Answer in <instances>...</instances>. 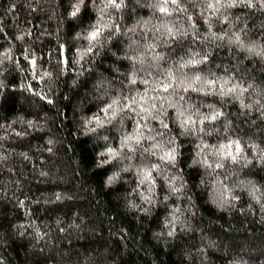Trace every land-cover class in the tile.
<instances>
[{
    "label": "clouds",
    "instance_id": "1",
    "mask_svg": "<svg viewBox=\"0 0 264 264\" xmlns=\"http://www.w3.org/2000/svg\"><path fill=\"white\" fill-rule=\"evenodd\" d=\"M23 6L0 18V264H264V0Z\"/></svg>",
    "mask_w": 264,
    "mask_h": 264
},
{
    "label": "trees",
    "instance_id": "2",
    "mask_svg": "<svg viewBox=\"0 0 264 264\" xmlns=\"http://www.w3.org/2000/svg\"><path fill=\"white\" fill-rule=\"evenodd\" d=\"M8 5H9V0H0V18H3V22H4V24L6 26L12 25V23H13V17L14 16H17V15H19L20 18L22 20H25V22H26V20H27V11H26V9L23 6V0H21V3H18V4L17 3H14L12 6L15 9V11H13L11 13V15H7L6 16L5 15V11L3 9H5ZM38 19L39 18H37V20H35L33 22L34 23H38ZM5 31H8L11 34V29L10 28L5 27ZM2 39H3V34L0 33V40H2ZM10 111L11 110H9V112ZM66 115L68 116V118L70 120L71 115H72L70 109L66 112ZM68 127L69 128H72L71 123H69ZM84 143H86V142H84ZM81 147L84 148V145L82 144ZM188 151H190V149H188ZM84 155L86 157H88V159L86 160V164H91L92 163V160H91V157L89 156L90 154H88L86 148L84 150ZM93 179H95L97 182H99L100 175L98 174L97 176L93 177ZM97 203H99V201H97ZM113 217L115 218L117 225H120L122 218L121 217H115V213H113ZM129 247H132V245H129ZM137 247H139V246L137 245ZM148 255H151V252L150 251H145L143 248H140L139 251L137 252L136 264H147V262L146 261H143L142 258L144 256H148ZM157 256L159 257V264H164V258L160 255V253H157ZM171 259H172L171 256L167 257V260L169 261V264L171 262Z\"/></svg>",
    "mask_w": 264,
    "mask_h": 264
}]
</instances>
